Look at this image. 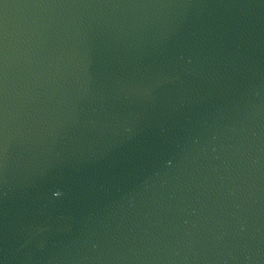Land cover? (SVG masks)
<instances>
[{"label": "water", "instance_id": "obj_1", "mask_svg": "<svg viewBox=\"0 0 264 264\" xmlns=\"http://www.w3.org/2000/svg\"><path fill=\"white\" fill-rule=\"evenodd\" d=\"M0 264H264V0H0Z\"/></svg>", "mask_w": 264, "mask_h": 264}]
</instances>
